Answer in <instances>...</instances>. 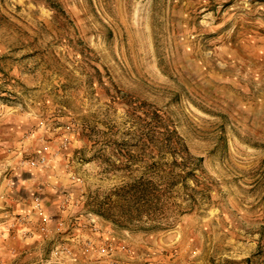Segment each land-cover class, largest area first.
I'll list each match as a JSON object with an SVG mask.
<instances>
[{"label": "rangeland", "instance_id": "374dc122", "mask_svg": "<svg viewBox=\"0 0 264 264\" xmlns=\"http://www.w3.org/2000/svg\"><path fill=\"white\" fill-rule=\"evenodd\" d=\"M0 264H264V0H0Z\"/></svg>", "mask_w": 264, "mask_h": 264}, {"label": "trees", "instance_id": "16d2710c", "mask_svg": "<svg viewBox=\"0 0 264 264\" xmlns=\"http://www.w3.org/2000/svg\"><path fill=\"white\" fill-rule=\"evenodd\" d=\"M168 135L170 136L168 137V147L177 158L176 160H179L173 164V167L171 166L168 168L169 175H175L174 166L180 167L181 172L175 176L182 178V180H186L189 176H194L197 169L204 170L202 164H200V160L193 156L189 148L184 144L180 136H178L174 127L168 131ZM173 185L174 183L170 185L171 189Z\"/></svg>", "mask_w": 264, "mask_h": 264}]
</instances>
